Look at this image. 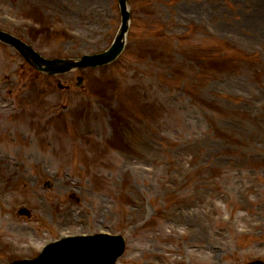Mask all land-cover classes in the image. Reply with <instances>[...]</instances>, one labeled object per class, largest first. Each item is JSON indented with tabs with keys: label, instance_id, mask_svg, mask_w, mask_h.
Returning <instances> with one entry per match:
<instances>
[{
	"label": "rangeland",
	"instance_id": "obj_1",
	"mask_svg": "<svg viewBox=\"0 0 264 264\" xmlns=\"http://www.w3.org/2000/svg\"><path fill=\"white\" fill-rule=\"evenodd\" d=\"M25 1L0 0L2 28L14 30L5 14L59 19L74 28L76 35L53 32L29 40L39 51L49 48V56L105 49L121 21L117 0ZM258 1L130 0L131 43L118 63L46 80L12 47L0 46V100L7 94L11 104L0 110V222L11 227L0 234V262L14 258L13 249H25L30 239H43L49 212L71 232H90L92 219H111L112 230L130 239L119 264L264 260V107L257 106L264 105V38L250 25ZM192 21L200 24L193 31ZM162 30L189 35L164 40L157 36ZM147 52L151 56L140 61ZM189 78L188 91L181 83ZM16 100L23 111L12 110ZM47 107L62 116L54 128L70 125L63 138H74L73 159H62L55 147L48 152L53 129L31 118ZM74 110L84 117L70 119ZM70 171L75 174L66 176ZM47 180L52 190H45ZM24 201L33 208L31 217L17 213L16 204ZM222 213L233 221L224 223ZM79 215L89 217L83 227L76 223ZM187 219L199 222L204 235ZM253 222L250 235L238 236L235 224L245 230ZM7 240L14 248H5Z\"/></svg>",
	"mask_w": 264,
	"mask_h": 264
},
{
	"label": "water",
	"instance_id": "obj_2",
	"mask_svg": "<svg viewBox=\"0 0 264 264\" xmlns=\"http://www.w3.org/2000/svg\"><path fill=\"white\" fill-rule=\"evenodd\" d=\"M120 6H121V12H122V19H123V25L122 28L116 38L115 43L111 47L109 51H106L100 55H96L94 57L87 58L89 60L88 63H83L82 65L90 64V65H98V64H104L107 62H110L113 60L122 50L124 47V39H125V34L129 26V18H130V12L127 8V3L126 0H120ZM10 37L0 31V40H9ZM25 50V55L32 61L33 64H36L38 67L46 69L49 66V62L46 60L36 56L32 52H28V49ZM71 66V62H63L60 64L57 68L58 71H65L68 70Z\"/></svg>",
	"mask_w": 264,
	"mask_h": 264
},
{
	"label": "bare ground",
	"instance_id": "obj_3",
	"mask_svg": "<svg viewBox=\"0 0 264 264\" xmlns=\"http://www.w3.org/2000/svg\"><path fill=\"white\" fill-rule=\"evenodd\" d=\"M255 15L251 17L250 25L256 29L258 35L264 38V0H259L254 6Z\"/></svg>",
	"mask_w": 264,
	"mask_h": 264
}]
</instances>
